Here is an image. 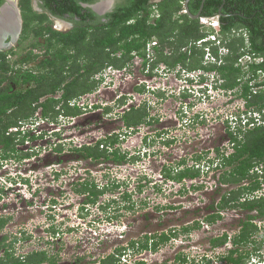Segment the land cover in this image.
<instances>
[{"label": "rangeland", "instance_id": "374dc122", "mask_svg": "<svg viewBox=\"0 0 264 264\" xmlns=\"http://www.w3.org/2000/svg\"><path fill=\"white\" fill-rule=\"evenodd\" d=\"M12 1L16 5L17 0ZM35 8L41 13L37 4ZM216 20L215 17L210 21ZM53 25L63 32L70 29L64 20H57ZM38 41L44 43L43 38ZM10 43L4 51L19 47L18 42ZM35 52L41 56L39 60H43L44 52L40 49ZM20 54L13 55L11 62ZM161 68L165 69L164 66ZM128 70L121 76L115 72L114 75L105 73L95 93L80 100V105L95 103L101 109L92 110L86 106L84 114L62 124V140L57 141L56 136L50 138L56 144H65L62 153L47 154L49 146L38 140L28 145L33 147L31 149L25 144L20 146L21 154L18 155L34 154L31 151H38L35 148L42 149L40 155L7 161L0 157V219L14 215L11 222L9 219L0 228V238L5 236L8 242L19 239L17 254L45 250L49 257L53 256L55 264H93L117 248L128 247L130 241H138L147 235L151 239L156 236L154 240H158L163 232L176 230L177 235L159 244L155 251L135 253L128 249L127 256L119 264H227L222 257L232 248V243L215 247L212 240L225 233L230 238L236 235L240 229V218L245 217L246 212L227 209L223 211V219L213 224L203 220L222 199V194L234 187L222 184L223 173L229 167L209 171L208 164L211 160L221 163V155L231 154L233 146L225 138L226 129L219 132L225 141L218 144L215 140L219 137L208 139L205 135L207 129L202 131L201 120L195 115L193 123L183 124V112L184 106H191L206 117V127L213 132L212 124L221 126L226 115L234 118L244 109L245 100L239 96V88L234 92H212L207 83L181 85L184 82L179 75L147 77L143 73L142 60ZM3 86L7 87L8 83ZM158 86L160 92L153 94ZM203 87L209 91H204ZM184 89H190L191 96L180 95ZM203 91L206 94L203 95ZM120 101L128 106H119ZM141 104H148L152 121L138 131H129L124 127L121 113ZM36 115H40V110ZM52 128V124L44 122L39 126L40 130L49 132L61 127L56 125L54 130ZM113 135L119 137V142L109 149L114 151L118 148L122 155H126L127 160L121 164L112 160H86L70 151L95 145L102 138ZM242 137L240 134L239 138ZM217 146L220 153L215 150ZM201 154L203 157L198 160ZM182 160L187 161L188 167L200 169L201 176L184 183L168 180L167 171L176 168ZM48 165L54 166L47 168ZM260 170H264V165ZM23 180H28L27 184ZM86 180L94 182L98 189L114 183L120 187H110L111 190L99 196L95 205L90 204L83 211L81 207L88 195L80 196L75 189ZM126 194L131 195L130 201L124 199ZM262 194L264 180L257 195ZM129 205L133 208L126 209ZM199 221L201 228L192 229L187 234L182 231ZM263 227L264 223L261 224ZM54 230L59 232L57 236H52ZM262 230L259 234L261 242L264 238ZM253 247L254 244H250L247 249L252 250ZM246 264H264V246L260 248L259 255H252Z\"/></svg>", "mask_w": 264, "mask_h": 264}, {"label": "trees", "instance_id": "16d2710c", "mask_svg": "<svg viewBox=\"0 0 264 264\" xmlns=\"http://www.w3.org/2000/svg\"><path fill=\"white\" fill-rule=\"evenodd\" d=\"M41 1L47 12L35 11L32 0H21L23 30L18 41L19 47L0 51V152L3 160L31 155H18L21 154L18 145L23 143L21 132L9 133V129L29 123L36 117L38 110L42 111V117L53 121L57 120L60 113L67 116L81 115L82 110L77 106L71 107L69 101L93 93L101 83L95 76L105 67H131L136 57L142 59L143 72L147 77L159 76L155 71L160 65L166 66L167 70H175L178 65L190 70L203 67V52L194 46L190 52L182 50L206 35L201 30L200 20L192 18L200 12L202 5L201 16L219 15L222 34L228 40L230 53L224 58L223 65L217 67L225 80L222 88L226 92L239 88V96L246 101L248 108L259 113L264 110V93L253 94V86L250 85L258 79L259 71L264 72V0H190L189 14L183 13L187 0H121L119 6L103 17L105 23H101L102 17L91 8L83 6L96 0ZM3 3L4 0H0V5ZM51 15L68 18L75 27L66 32L58 31L52 27ZM41 38L43 44L38 41ZM153 41L158 42L159 46L151 61L147 57V44ZM37 49L44 52L43 60H39L41 56L35 52ZM20 52V57L11 62L10 58ZM214 53L217 55V50ZM5 83H8L7 87L3 86ZM149 117V106L144 104L126 110L122 120L126 127H137L148 123ZM240 134L242 138H239ZM231 137L234 151L229 155H221L218 168L229 167L223 173L222 184L234 187L222 194L217 207L213 206L212 214L205 217L203 222L213 224L223 219L221 213L227 209L246 212L239 233L231 238L225 233L212 240L215 247L232 243V248L222 257L227 264H246L252 255H259L260 248L264 246V238L262 242L255 239L261 231L255 221L264 223V194L257 195L262 190L264 180V170H260L264 165V123L247 128L238 127ZM118 142L119 137L113 135L102 138L95 145H85L70 151L86 160H112L121 164L127 160L126 155H122L118 148L114 151L109 149ZM61 146L55 150L58 154L63 152ZM186 162L182 160L173 170H166L167 179L184 183L200 177L202 171L195 166L188 167ZM245 181L249 184H245ZM79 187L75 189L78 195H88L82 206L85 211V206L95 205L99 196L107 190L120 186L114 183L98 189L94 182L86 180ZM124 199L130 201L131 195L126 194ZM128 208L132 209L133 206L129 205ZM5 223L6 220H2L0 228ZM199 228L200 221L194 226L184 227L182 231L187 234ZM53 232V236H57L56 230ZM176 235V230H170L158 236V240H154L156 236L151 239L147 235L138 241H130L128 247L117 248L95 264H119L127 256L128 249L135 253L155 251L159 244L168 242ZM8 240L4 237L0 241V253L3 252L0 264H42L54 261L47 251L28 254L24 259L22 256L16 257L14 249L19 239ZM250 244H254V249H242Z\"/></svg>", "mask_w": 264, "mask_h": 264}, {"label": "clouds", "instance_id": "9594fccd", "mask_svg": "<svg viewBox=\"0 0 264 264\" xmlns=\"http://www.w3.org/2000/svg\"><path fill=\"white\" fill-rule=\"evenodd\" d=\"M157 1L159 2V0H157ZM183 13L189 14L187 12L186 8H184ZM215 17L217 18L216 22H218V25H213L212 24L213 21H210ZM202 18H207V20H208L207 24L202 23V21H201ZM198 19L200 20L201 30L206 34L205 37H203L202 39L191 44L189 47L183 48L182 50L187 52L190 50V48L192 46H194L197 49H199L201 52H203V55H204L203 67L196 68L195 70H192V69L190 70L187 67H184L183 65H178V67L175 70H172V69L167 70L166 66L160 65L156 69V72L159 73V76L168 75V74H172L173 76L179 75L181 77V81L184 82L181 85L188 84V83L191 84L192 82H197L198 84H201V85H203L204 83H207L208 87L210 86V90H212V92L217 90V91L223 93L225 90L222 88V84L224 83L225 80L221 77L220 73L218 72L217 67L223 65V63L225 62L224 58L230 53V49L228 47V40L222 34L221 18L219 17V15H217V16H213V17L200 16ZM211 36H214V38H211ZM200 41H203V42L200 44L199 43ZM153 43H154V45H153ZM149 45L151 46V52L148 51ZM158 46H159V44L156 41L148 42V44H147V57L149 60L152 61L154 59L155 50H156V47H158ZM214 50H217V52H218L217 55L214 53ZM141 60L142 59L140 57H136L134 60V63H140ZM240 61H239V63H241ZM261 61H262V59H261ZM161 66H164L165 69H162ZM212 67H216V68L212 69ZM130 68H132V66L131 67H125L122 69L115 68L113 66L105 67L100 73H98L96 75V78H97V80H99V82H101L99 84H102L103 80L101 77L105 73H107L109 75L110 72H112V74L115 72V73H118L119 76H121L123 73L129 72L128 69H130ZM129 76H131V75H129ZM256 83H258L259 86H255ZM250 85L253 86V89H252L253 94L264 93V72L259 71L258 79L253 80L250 83ZM158 87L159 88L157 91L152 92L153 94L160 92V86H158ZM202 89H205L204 91L208 90L205 87H203ZM254 89H256V91H257L256 93L254 92ZM95 91L93 93H95ZM204 91H203V95L206 94V93H204ZM234 91H229V92H234ZM93 93H89V94H93ZM89 94L83 95L79 98H73L72 100L69 101L70 106L71 107L77 106L78 108H80L82 110V114H84L83 111L87 110V107L92 109V110L93 109H95V110L101 109L100 107H98V104H95V103H92L91 105H90V103L82 104V105L79 104L80 100H82L85 96H87ZM191 94L192 93L190 92V89H184V91L180 95H184V97H188V96H191ZM207 94L209 95L210 93H207ZM56 97H58V96H56ZM102 105H104V104H102ZM119 106L126 107L128 105H126L124 103H120ZM188 107L189 106L186 105V106H184V109H186ZM130 109H131V107L128 108L127 110L129 111ZM105 110H108V108H106ZM125 111L126 110H124L123 113H121V119H122V115L125 113ZM263 113H264V110L262 113H259L258 111L254 110V109L248 108L246 106V101H245V107L241 111V113L238 114V116L234 117V119L230 120L231 126L234 130L233 132H236L238 127L239 128H247V127H251L254 125H260V124L264 123V121L262 120V114ZM75 117L76 116H67L64 113H60L57 120L53 121V120H51V118L42 117V111L40 110V115H36V117L34 119H32L29 123L24 124L21 127H15L14 126V127L10 128L9 133H20L21 132L20 136L23 138V143L18 145L19 150H20V146H22L24 144L28 146V145H31V142L43 140L49 146L48 147L49 150H48L47 154L51 153V152L57 153L55 150L58 148V146H61L60 144H62V143L56 144V142L54 140L53 141L50 140V138L52 136H56L57 141L59 139L62 140V138H61V136H63L62 124L65 121H71V119L74 120ZM43 122L47 123V124H52L54 128H52L51 130H54L56 125L60 126L61 128H58L57 130L52 131V132H49L47 129L46 130H40L39 126L42 125ZM123 124H124V122H123ZM143 125L144 124L137 126V127H126L124 124V127H126V129H129V131H134V130L138 131V129ZM63 145H65V144H63ZM29 148L31 149L33 147L30 146ZM35 150H42V149L35 148ZM63 151H64V149H63ZM26 152H29V150H27ZM31 152H34V150ZM0 157L3 160L2 156H0ZM13 159L16 160L17 158L13 157ZM10 160H12V159H10ZM219 164H221V163L217 162L215 160H211L208 164L209 165V171L211 169L213 171L217 170V168L219 167ZM87 207H88V205L85 206L86 209H87ZM82 208L83 207H81V209ZM1 218L4 219V217H1Z\"/></svg>", "mask_w": 264, "mask_h": 264}, {"label": "flooded vegetation", "instance_id": "af4514ba", "mask_svg": "<svg viewBox=\"0 0 264 264\" xmlns=\"http://www.w3.org/2000/svg\"><path fill=\"white\" fill-rule=\"evenodd\" d=\"M12 0H4V3L2 5H0V47H2L3 49L4 48H9L10 45H11V40L13 39L14 42H18L19 39H20V35L22 33V31L20 32L21 30V25H20V18H19V13H18V10L16 9L15 7V2L12 1ZM120 1L121 0H96L94 3L92 4H83L84 7H87V8H91L93 12H95L98 16H101L102 19H101V23H105L106 22V19L103 18L106 14L112 12L114 10L115 7L119 6L120 4ZM9 2V3H8ZM20 1L17 0V3L16 5L18 6L19 10H20V13H21V17H22V11L20 9ZM9 4V5H7ZM11 4V5H10ZM37 6L40 8L41 10V13L43 12H47V10L43 7V2L41 0H32V6L34 8V10L36 11L37 9L35 8V6ZM52 19H53V23L56 22L57 20L59 21H65L66 23H68V26H70V29L66 30V31H69V30H72L74 27H75V24L68 18H55L51 15ZM52 27L58 31H61L59 30L57 27H55L54 25H52ZM22 30H23V27H22ZM20 32V33H19ZM12 41V42H13ZM13 42V43H14ZM19 44V43H18ZM0 50V51H3ZM167 52H169V48L167 49ZM44 54V53H43ZM43 59L45 58V55H43ZM144 105V104H142ZM183 124H186L188 126L189 123H193V115H195V118H197L198 120H201V125H202V131H205L207 129V133L205 135H207L209 138L208 139H211L213 137H216L218 136L219 138L215 140V142H217L218 144H221V142L225 141L223 139V136L225 135V138L226 140L233 146V144L231 143V140H232V137H231V133H233V128L231 126V119H234L231 115V117H229V115H226V119L225 121L223 120L222 122V125L220 126L219 124H212V128L214 131H210V129H208L206 127V123H207V120L205 119L206 117L201 115L198 111H194L193 108H191V106H189L188 108L185 109V111L183 112ZM199 113V114H197ZM192 114V115H190ZM224 118V117H223ZM157 120V119H156ZM152 121V117L150 116L148 118V123H144V125L146 124H149L150 122ZM155 121V119H154ZM209 126V125H208ZM226 129L225 132H224V135L220 136L219 132L222 130V129ZM215 150L220 153V148L217 146L215 147ZM34 154H31L30 156L28 157H23V160H26V159H29V158H33L35 156H37L38 154H42V150H38L36 152H33ZM208 153V150L206 152L205 155H207ZM204 154V153H203ZM47 156V155H46ZM200 157L202 158V154L200 155ZM199 157V158H200ZM15 158V157H14ZM48 158V156L46 157V159ZM13 159V158H11ZM21 159V158H20ZM9 160V159H8ZM7 161V160H5ZM54 165H48L46 166L47 168H51L53 167ZM45 167V168H46ZM14 183H16L15 180H12ZM25 184H27L26 182H28V180H23ZM12 187V186H11ZM8 192V191H7ZM220 202V201H219ZM32 204V202H31ZM214 205V204H213ZM218 205V204H217ZM217 207V206H216ZM6 211V210H5ZM236 211V210H235ZM213 212V211H212ZM211 212V214H212ZM7 213V212H6ZM222 215L223 212L221 213ZM208 216V215H207ZM246 216V215H245ZM12 218H14V215H10L8 216V218H6L5 220L8 221L10 219V222L12 220ZM245 219V217H243ZM243 218H240V222L239 224L241 223V220ZM1 219H0V224H1ZM218 221V220H217ZM9 222V221H8ZM256 224H258L260 227H261V224L263 223L262 221L260 220H256L255 221ZM261 223V224H260ZM240 226V225H239ZM26 229V228H24ZM240 229H241V226H240ZM239 229V231L237 233H239L241 230ZM261 228V231H263ZM260 231V232H261ZM28 234V233H27ZM59 234V232H57V235ZM4 236V235H3ZM53 236V235H52ZM5 237V236H4ZM52 238V237H51ZM2 238H0V241H1ZM14 239H17V238H14ZM13 239V240H14ZM255 239H258L259 240V235H256L255 236ZM12 241V240H11ZM261 241V240H259ZM263 241V240H262ZM10 242V241H9ZM18 242V241H17ZM17 242L15 244V249H14V252H15V256L16 257H19V256H22V258L24 259L26 257L27 254H17L16 253V250H17ZM231 243V242H230ZM227 246V244L225 245ZM223 246V247H225ZM249 246H244L242 247V249H247ZM24 250V249H23ZM45 251V250H44ZM35 252H42V251H32L30 252L29 254H34ZM3 253V252H2ZM23 253V252H22ZM110 255V254H109ZM1 256V255H0ZM53 257V256H52ZM50 257V258H52ZM21 258V259H22ZM123 259V258H122ZM45 263H49V264H55L56 261L54 260L53 262H43L42 264H45ZM95 264V262L93 263Z\"/></svg>", "mask_w": 264, "mask_h": 264}, {"label": "water", "instance_id": "95a60500", "mask_svg": "<svg viewBox=\"0 0 264 264\" xmlns=\"http://www.w3.org/2000/svg\"><path fill=\"white\" fill-rule=\"evenodd\" d=\"M189 1L190 0H187L186 2H185V8L187 9V12L189 13V6H188V4H189ZM9 3V2H8ZM7 5H9V4H7ZM15 7H16V9L18 10V13H19V18H20V22H21V30H20V32L22 31V27H23V20H22V17H21V13H20V10H19V8H18V6L17 5H15ZM202 9H203V5H202V7H201V10H200V12L197 14V15H195V16H192V18L193 19H198L200 16H201V13H202ZM1 26V25H0ZM19 32V33H20ZM13 41V39L11 40V42ZM14 42V41H13ZM12 42V43H13ZM3 48L2 47H0V50H2Z\"/></svg>", "mask_w": 264, "mask_h": 264}, {"label": "built area", "instance_id": "2783aa9c", "mask_svg": "<svg viewBox=\"0 0 264 264\" xmlns=\"http://www.w3.org/2000/svg\"><path fill=\"white\" fill-rule=\"evenodd\" d=\"M184 12H185V11H184ZM201 21H202L203 24H207V22H208L207 18H202ZM212 24H213V25H218V22L215 21V22H213ZM211 38H214V36H211ZM202 42H203V41H200L199 43L201 44ZM153 45H154V43H153ZM148 51L151 52V46H150V45L148 46ZM240 62H242V61H240ZM254 92H255V93L257 92L256 89H254Z\"/></svg>", "mask_w": 264, "mask_h": 264}, {"label": "bare ground", "instance_id": "6f19581e", "mask_svg": "<svg viewBox=\"0 0 264 264\" xmlns=\"http://www.w3.org/2000/svg\"><path fill=\"white\" fill-rule=\"evenodd\" d=\"M20 25H21V22H20Z\"/></svg>", "mask_w": 264, "mask_h": 264}]
</instances>
